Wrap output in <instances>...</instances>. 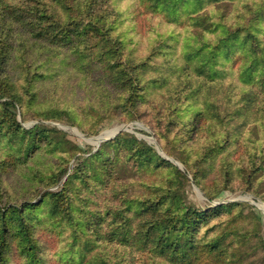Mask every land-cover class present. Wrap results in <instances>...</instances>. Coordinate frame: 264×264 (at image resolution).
I'll use <instances>...</instances> for the list:
<instances>
[{
    "label": "trees",
    "instance_id": "obj_1",
    "mask_svg": "<svg viewBox=\"0 0 264 264\" xmlns=\"http://www.w3.org/2000/svg\"><path fill=\"white\" fill-rule=\"evenodd\" d=\"M139 5L180 29L160 35L162 40L153 51L136 62L128 51V36L120 29L123 14L112 0H0V107L1 117L9 122L8 127L6 120L0 124V136L6 133L11 141L20 142L12 162L27 157L33 146H45L53 153L70 143L58 138L56 130L41 125L25 130L17 122V108L26 104L25 96L32 94L27 100L36 99L35 84L47 76L27 71L26 83H17L4 66V57L16 44L23 57L29 43L33 48L48 45L47 64L59 56L60 49H67L74 58L67 59L64 68L57 69L61 72L49 78L61 77V83L65 73L70 81L80 78L84 83L98 72L97 86L88 82L87 94L103 100L104 87L112 85L117 93L114 101L108 102V111L120 112L116 118L127 122L142 118L141 107L150 92L162 94L166 88L172 101L175 92L196 89L188 94L179 92L186 100L204 93L203 80L210 83L205 111L184 126V133L172 137L182 150L185 171L161 158L153 147L120 133L97 153L78 158L73 169L58 165L52 177L47 176L54 185L64 180L58 191H47L36 202L4 201L0 195V264H10L12 251L26 264H46L38 234L50 228L58 242L67 240V247L55 254L59 260L79 257L90 264H122L124 248L128 247L130 259L134 254L141 256L135 264L243 262L242 249L224 244L226 231L198 234L215 215L243 205L231 203L202 210L186 201L183 185L191 182V173L194 183L208 196L201 173L216 171L227 184L242 180L248 189L264 177V0L259 5L254 0H139ZM179 44L184 50L180 58L176 57ZM156 64L161 65L160 74L148 76ZM52 110L80 126L79 107L55 106ZM80 127L86 134L98 133L97 127ZM206 131L211 135L199 140ZM122 146L138 162V169L171 166L174 170L160 184H144L150 194L125 200L126 209L95 203L96 193L111 189L114 183L112 172H101L106 167L102 163L104 147ZM191 162L195 170L190 169ZM112 248L114 253L110 254ZM128 264L133 262L128 260Z\"/></svg>",
    "mask_w": 264,
    "mask_h": 264
},
{
    "label": "rangeland",
    "instance_id": "obj_2",
    "mask_svg": "<svg viewBox=\"0 0 264 264\" xmlns=\"http://www.w3.org/2000/svg\"><path fill=\"white\" fill-rule=\"evenodd\" d=\"M112 2L123 14L120 29L128 36L126 39L129 42L128 51L136 59V62H140L153 51L162 40L160 35H168L172 30L177 33V28L180 29L175 25L165 23L157 15H150L145 11V8L139 5V0H112ZM254 3L259 5L260 0H254ZM183 37L182 34L181 38ZM18 49L20 46L16 44L4 57L7 58L4 63L6 71L11 72L18 84L23 86L26 83L27 71L31 74L43 73L47 77L35 84L36 93H38L36 99L27 100V97L30 98L32 94L25 96L26 104L23 103L17 108V122L25 130L32 129L36 125L56 130L59 132L58 138L62 136L70 143H66L65 148L53 153L50 148L47 149L45 146L40 148L33 146L32 150L27 151V157H20L16 163L12 161L16 157L14 154L19 150L20 142L11 141V135H6V133L0 136V195L4 197V201L18 202L24 199H34L36 202L47 191H58L64 180L57 185L52 184V178L47 180L48 175L52 177L53 170L57 171L58 165L63 164L70 170L73 169L78 158H82L83 155L90 157L97 153L102 146L114 140L120 133L134 136L136 140L153 147L161 158L169 161L173 166L178 167L181 171L186 170L182 161L184 158L182 150L177 147V142L172 141V137L184 133L187 130L185 129L186 125L193 117L205 111L204 98L207 95L205 92L210 86L209 82L203 80L204 93L196 94L193 97L188 96L186 100H182L181 95H178L179 92L188 94L196 89H188L187 92L177 91L172 101L168 93L165 92L166 88L161 90L162 94L150 92L141 107L140 112L144 114L142 118L127 122L116 118V114H120V112L108 111V102L114 101L117 93L112 85L106 84L104 87L103 100H95L87 94L89 91L88 82L90 85L97 86V78L101 75L98 72L91 75V80H84V83L80 78L70 81V76L65 73L61 83H58V79L61 77L49 78V75L61 72L57 69L64 68V62L67 59L74 58L67 49H60L59 56H53L52 63L48 64L47 59L50 54L48 45L41 44L33 48L29 43L27 45L28 53L24 57L20 52H17ZM183 51V46L179 44L176 49V57L180 58ZM155 59L157 60V57ZM181 62L182 60L179 61V63ZM161 70V65L156 64V68L150 70L148 76H157ZM81 82L83 83L82 87L80 86ZM55 106L79 107L80 126H84L86 130L97 127L98 133L95 135L84 133L80 126L72 125L68 116L53 111L52 108ZM1 111L0 107V124L3 126L2 121L6 120L4 124L5 127H8L9 122L6 118L1 117ZM96 112H99L100 116L96 115ZM124 116L126 115L123 113L122 118ZM159 118L163 120L161 121ZM169 127L171 131H167ZM118 131L120 132L115 137L109 139L112 134ZM210 135L211 133L206 131L201 133L198 139L204 140ZM72 146H76L77 149H72ZM104 153L102 163L106 167L101 172H112L110 180L114 183L111 185V189L105 191L101 189L96 193L95 203L109 204L113 207L120 206V208L126 209L125 200L136 196L146 197L150 194L144 184H160L174 172L171 166L138 169V162L130 155L126 146L117 149L104 147ZM194 156L193 154L192 157ZM192 164L194 162L190 163V169L195 170ZM88 171L90 174L92 169L89 168ZM216 174V171H209L200 175L201 183L208 193L207 196L194 183L193 175L188 173V179L191 182L185 181L183 185V195L186 201L202 210L214 209L217 206L231 203L243 206H235L223 211L219 216L215 215L210 222L198 230V234L207 235L210 233V235H214L226 231L227 236L224 244L226 246L235 245L245 252L243 262L237 264H264V177L254 183L252 189H248L241 179V183L236 180L232 184H227ZM41 178L43 179L41 180ZM216 228L217 231L214 230ZM38 240L42 245V255L46 264H90L88 259L79 261V257L73 260L69 257H64L67 259L62 260L56 259L55 254L58 255L61 250L67 247V240L60 239L58 242L57 234L51 228L48 231L40 230ZM124 249L127 251L124 252L122 264H128V260L133 264L141 260L140 254H134V257L130 259V250L128 247ZM111 250L110 254H113V248ZM119 253L121 254L122 251ZM9 262L10 264H26L23 258L15 254V251L9 254Z\"/></svg>",
    "mask_w": 264,
    "mask_h": 264
},
{
    "label": "water",
    "instance_id": "obj_3",
    "mask_svg": "<svg viewBox=\"0 0 264 264\" xmlns=\"http://www.w3.org/2000/svg\"><path fill=\"white\" fill-rule=\"evenodd\" d=\"M119 132H120V131H118L114 136L110 137L109 139L115 137ZM106 140H108V139H106Z\"/></svg>",
    "mask_w": 264,
    "mask_h": 264
}]
</instances>
